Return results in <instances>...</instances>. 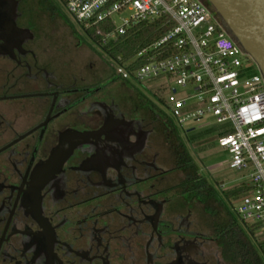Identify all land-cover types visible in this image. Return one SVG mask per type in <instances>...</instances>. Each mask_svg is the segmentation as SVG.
<instances>
[{"label": "flooded vegetation", "instance_id": "1", "mask_svg": "<svg viewBox=\"0 0 264 264\" xmlns=\"http://www.w3.org/2000/svg\"><path fill=\"white\" fill-rule=\"evenodd\" d=\"M26 10L0 0V264H228L218 229L199 225L215 197L186 183L176 131L128 109L114 78L67 79Z\"/></svg>", "mask_w": 264, "mask_h": 264}, {"label": "built area", "instance_id": "2", "mask_svg": "<svg viewBox=\"0 0 264 264\" xmlns=\"http://www.w3.org/2000/svg\"><path fill=\"white\" fill-rule=\"evenodd\" d=\"M66 2L72 21L116 77L136 88L154 79L165 81L161 86L169 91L161 102L165 113L158 110L172 126L183 130L191 121L206 120L226 126L220 133V146L229 155L230 169L243 172L246 179L232 188L251 189L229 203L251 241L264 242V77L260 70L251 74V56L228 37L200 0ZM156 20L172 27L131 61L121 64L104 53L103 46L127 35L133 25ZM108 24L114 27L108 33L99 27ZM92 29L100 37L99 45L89 38ZM137 62L142 65L134 67Z\"/></svg>", "mask_w": 264, "mask_h": 264}, {"label": "rangeland", "instance_id": "3", "mask_svg": "<svg viewBox=\"0 0 264 264\" xmlns=\"http://www.w3.org/2000/svg\"><path fill=\"white\" fill-rule=\"evenodd\" d=\"M23 6L27 9L26 20L40 37L41 57L50 63H58L63 66L67 79L87 78L92 80L93 72L102 75V78H108L113 74L111 66L105 59L92 51L88 39L72 21L66 8L59 0H23ZM116 22L117 25L120 24L119 21ZM74 30L80 36H77ZM251 74H259L256 62H254ZM112 78L115 82L112 91L114 90L116 95L117 92L123 93V97L128 103V109L132 111L143 109V112H140L148 115L154 111L159 116V121L167 124L171 132L172 129L177 132L189 156L198 164L200 176L206 178L213 186L216 196L219 197V201L223 205L215 200L213 204L215 217L211 221L201 207H198L199 225L202 228L206 227L208 234H213L216 228L219 230L232 220L238 224L240 221L235 216L229 201L223 197L222 192L231 190L234 185L245 182L246 179L243 178L245 176L243 172L230 169L229 155L220 146V133L226 126H218L211 120L198 123L191 121L183 130L177 126H170L164 119L166 117L162 100L167 99L169 91L161 87L165 83L163 79L146 81L141 88L128 84L125 89H119L116 83L122 82V80L116 75H113ZM179 91L181 92L182 89L179 88ZM158 107L164 112L160 111L162 115L157 110ZM158 146L159 148L163 147L162 144ZM164 147L166 165L168 168H173L175 159L172 149L168 145ZM181 178L180 173H173L170 179L173 184L182 180ZM222 186L225 187V190L221 189ZM256 243V241L253 242L255 246Z\"/></svg>", "mask_w": 264, "mask_h": 264}, {"label": "trees", "instance_id": "4", "mask_svg": "<svg viewBox=\"0 0 264 264\" xmlns=\"http://www.w3.org/2000/svg\"><path fill=\"white\" fill-rule=\"evenodd\" d=\"M63 5H66V0H60ZM206 7L213 12L220 24H222L228 37L235 43H237L242 49V45L237 41L236 37L222 20L220 15L217 13L213 5L208 0H200ZM106 33L112 31L114 28L111 24L99 26ZM172 27H166L164 20H156L154 22H144L133 25L127 35L119 36L116 40H112L108 45L103 46V51L109 57L119 60L121 64L131 61L139 52L143 49L148 48L150 44L162 38ZM77 36H80L78 32L74 30ZM94 30L88 32L89 38L94 40L98 45L100 44V37H95ZM94 50V49H92ZM244 50V49H243ZM95 51V50H94ZM96 52V51H95ZM175 52V51H174ZM97 53V52H96ZM98 54V53H97ZM142 65L137 62L134 67ZM158 110V109H157ZM159 111V110H158ZM160 113V111H159ZM161 114V113H160ZM162 115V114H161ZM163 117V116H162ZM164 118V117H163ZM170 126L171 123L164 118ZM175 139L180 144L182 151V158L184 169L187 172L186 178L190 187L196 186L199 191L206 189L211 196L215 197V200L219 201V197L216 196L214 190L210 187L206 178L200 176L199 169L193 159L190 158L185 146L175 134ZM250 188L246 186L232 188L231 190L223 191V197L229 202L238 200L248 195ZM222 205L223 203L219 201ZM251 235L254 234L252 230ZM218 237V246L220 254L228 264H264V242H258L255 246L250 237L244 233L242 228L233 220L230 221L225 227L219 229L216 233Z\"/></svg>", "mask_w": 264, "mask_h": 264}, {"label": "water", "instance_id": "5", "mask_svg": "<svg viewBox=\"0 0 264 264\" xmlns=\"http://www.w3.org/2000/svg\"><path fill=\"white\" fill-rule=\"evenodd\" d=\"M264 77V0H208Z\"/></svg>", "mask_w": 264, "mask_h": 264}, {"label": "crops", "instance_id": "6", "mask_svg": "<svg viewBox=\"0 0 264 264\" xmlns=\"http://www.w3.org/2000/svg\"><path fill=\"white\" fill-rule=\"evenodd\" d=\"M96 55H97V53L94 51V50H92ZM113 73V72H112ZM113 75H114V73L113 74H111L110 75V78H112L113 77ZM89 80V79H88ZM177 133V132H176ZM191 159H192V157H190ZM193 161L195 162V164L197 165V167H198V169H199V166H198V164L196 163V161L193 159ZM199 172H200V169H199ZM212 188H213V186H212ZM232 189V188H231ZM213 190H214V188H213ZM215 192V191H214Z\"/></svg>", "mask_w": 264, "mask_h": 264}]
</instances>
